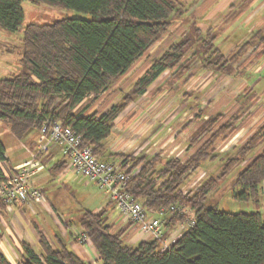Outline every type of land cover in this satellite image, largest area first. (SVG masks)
Here are the masks:
<instances>
[{
  "label": "trees",
  "instance_id": "trees-1",
  "mask_svg": "<svg viewBox=\"0 0 264 264\" xmlns=\"http://www.w3.org/2000/svg\"><path fill=\"white\" fill-rule=\"evenodd\" d=\"M24 1L0 0V27L22 32L20 61L26 68L0 78V120L17 138L33 129L40 131L48 118L63 121L82 135L83 145L92 147L100 158L106 157V140L132 102L144 96L167 70L177 68L178 78L188 72L189 61H182L191 42L195 41L199 49L196 53L202 57L204 69L227 73L248 45L257 39L264 41L263 32L258 31L228 60L214 44L215 35L208 37L197 28L195 36L174 43L156 58L122 101L104 112H88L87 99L98 98L111 89L171 27L182 11L180 2L32 0L81 11L89 17L65 16L54 22L24 25ZM202 116L198 114V118ZM237 117L226 122H220L222 114L209 118L191 145L196 146L204 135L209 138L185 160L160 153L121 156L122 167L131 175L128 190L148 213L164 215V234L165 228L178 224H187L186 230L168 248L163 247V239L133 245L123 238L125 230L112 231L104 213L88 211L81 224L99 256L97 264H264L262 211H225L208 199L220 180L239 168L235 178L238 190L234 188L233 197L255 204L259 201L264 191V124L238 146L235 155L225 159L219 175L210 176L187 192L182 188L210 155H216L213 146L236 129ZM5 153L0 138V161L6 160ZM4 178L0 176V181ZM186 208L195 216L193 224ZM43 244L42 255L26 245L19 264H92L67 248L54 249L45 240ZM0 264L9 263L0 256Z\"/></svg>",
  "mask_w": 264,
  "mask_h": 264
},
{
  "label": "rangeland",
  "instance_id": "rangeland-1",
  "mask_svg": "<svg viewBox=\"0 0 264 264\" xmlns=\"http://www.w3.org/2000/svg\"><path fill=\"white\" fill-rule=\"evenodd\" d=\"M178 1L182 11L180 16L175 17L171 27L124 75L113 83L111 89L98 98L90 96L87 99L85 104H91L88 111L104 112L113 103L122 101L123 95L133 87L135 81L143 75L156 58L174 43L195 36L194 32L197 31V28L208 37L215 35L214 44L228 60L242 48L243 44L252 40L253 35L258 32L255 28L256 32L252 36L250 35L249 39L248 36H245L239 40L238 38L233 41H230V38L227 40L228 37L223 34L225 25L230 22V18L226 21L221 17L216 18L213 23L217 22L211 25L208 24L207 14L203 15L201 9L197 11L192 9L194 6H198L196 3L199 0ZM24 7L26 11L24 25L28 22H54L65 16L89 17L81 11L48 6L32 0H26ZM208 7L209 5L202 6L206 9ZM234 12L238 13L237 10ZM234 12L231 11L233 14ZM16 34L14 35L16 38L13 39L14 48H10V52L0 53V77L17 71L20 65L22 70L26 69L22 62L18 61L22 48L21 35L23 36V34L22 32ZM245 39L248 40L245 41ZM243 41L245 42L243 43ZM195 44V41L191 42L186 48V55L182 62L189 61L190 68L184 76L177 77V68L167 70L151 86L150 90L132 102L125 115L116 121L115 128L105 143L111 146V153L103 158L120 164L122 155L133 156L144 152L151 155L160 153L164 157L177 156L185 160L209 138V135H204L199 138L196 146L191 145L209 118L222 114L220 122H226L238 116L236 129L213 146L212 151L216 155H210L200 168L191 174L182 187L185 192L195 188L210 176L219 175L224 171L225 159L235 155L238 152V146L264 124V90L260 88V84L253 83L257 76L252 73L250 75V68L255 69L259 64L258 56L262 50L253 54L250 64L248 63L249 59L246 60L247 57L244 55L249 50L248 54L251 56L262 43L260 44L257 39V43L254 41L248 45L243 54L234 62L231 71L227 73L219 69L218 71L216 68L204 69L202 57L196 53L199 49ZM16 46L17 48H15ZM262 48H264V44ZM263 55L262 53L260 56ZM263 60L264 58L261 59V61ZM242 62H244L243 65ZM242 77H245L246 82H250V88L240 87L243 86L240 83ZM198 114L203 116L198 118ZM8 130L9 128L0 120V138L7 147L11 148L12 142L8 140L10 136ZM240 139H242L241 142L237 144ZM238 169H232L226 177L220 180L219 185L208 195L209 202L215 203L225 211H255L256 207L253 201H239L232 195L236 188L235 178ZM86 180L88 179L85 178L84 181L86 182ZM56 185L54 184V186ZM70 187L72 191L69 190ZM70 187L61 191L63 196L61 207L66 217L79 224L80 217L84 212L93 209L99 202H103L105 194L103 190L100 191L95 187L93 182L89 184L77 183ZM47 189L49 190V188ZM236 190L238 189L236 188ZM43 193L45 194V191ZM60 201L59 199L55 200V202ZM46 202L49 204L48 199ZM43 204L45 205V203ZM160 215V218L164 220V215Z\"/></svg>",
  "mask_w": 264,
  "mask_h": 264
},
{
  "label": "crops",
  "instance_id": "crops-1",
  "mask_svg": "<svg viewBox=\"0 0 264 264\" xmlns=\"http://www.w3.org/2000/svg\"><path fill=\"white\" fill-rule=\"evenodd\" d=\"M196 5L198 6H194L192 9L195 11L201 9L203 15L207 14L208 24H215L217 21L213 23V20H216V18L221 17V19L225 21L230 18V22L228 21L229 23L225 25L223 34L226 35L225 37H228L227 40H229V38L230 41L236 38L239 40L241 38L243 39L245 36H248L249 39L250 35L252 36L256 32L254 30H262V32L264 30V0H199ZM203 5H209V7L207 9L202 8ZM236 10L238 11L237 14L234 12ZM231 11H233L234 14L231 13ZM17 32L18 31L10 32L0 27V53L10 52L9 49L14 48L13 39L14 37L16 38L14 35ZM251 32L252 34H250ZM248 39H245V41ZM245 41H243V43ZM260 44L261 45L251 56H249L248 50L246 54H244L247 59L244 58L246 60L249 59L248 63L250 64V58L253 54L259 53L260 50H262L258 56L260 58H258L259 64L255 69L250 68V75L252 73L257 76V78L253 80V83L260 84V88L264 90V60L261 61L264 55L260 56L262 53L264 54V48H262L264 41H260ZM15 48H17V46ZM19 60L20 58L18 61ZM243 63L244 62L241 64L243 65ZM21 71L23 70L20 65L17 71H12L9 73L10 75H6L5 77ZM244 78L245 77L241 78L240 83L243 86L240 87L250 88V82H246ZM90 107L91 104H89L88 109ZM124 115L125 113L122 116ZM259 118L261 119V116ZM8 131L10 134L8 140L12 142V146L9 148L4 143L6 146V160L0 161V176L2 177L11 175L18 165L33 157L40 149L41 136L39 130L33 129L23 138H17L10 130ZM242 139H240L237 144H239ZM106 147L105 155L107 156L111 153V146L107 145ZM40 157L42 161L47 164V167L35 175L32 182L34 186L45 191V201L48 199L49 204L45 202L44 205L42 203L30 201L23 205H14L10 208L3 207L0 209V256L9 264L20 263L26 245L31 247L35 253L39 255L44 254L45 249L43 240L47 241L54 249L59 250L64 247L74 251L86 262L92 264L100 263L99 256L93 246L82 245L77 242L78 235L83 233L81 220L88 211L91 213H104L107 224L111 227L112 231L125 230L123 238L130 244L136 245L142 240L151 239L148 234L143 233L138 227L131 225L126 218L121 215L105 191V200L99 202L93 209L85 211L82 217H80L79 224L74 223L73 219L66 217L65 212H63L61 207L63 200L61 191H64L65 188H69L74 184H80L82 182L89 184L91 181L86 180L85 182L84 176L73 170L69 158L64 154L60 145L51 144L49 151L47 153L41 152ZM54 184L57 185L54 186ZM94 185L102 191L96 183H94ZM47 188H49V190ZM69 190L72 191L71 187ZM56 199L61 201L55 202ZM255 207L256 210L262 211L264 215V191L259 201L255 204ZM150 215L157 216L153 213H150ZM186 225L187 224H178L174 228H165L164 239L166 241H175L182 235L183 231L186 230Z\"/></svg>",
  "mask_w": 264,
  "mask_h": 264
},
{
  "label": "built area",
  "instance_id": "built-area-1",
  "mask_svg": "<svg viewBox=\"0 0 264 264\" xmlns=\"http://www.w3.org/2000/svg\"><path fill=\"white\" fill-rule=\"evenodd\" d=\"M40 136L39 152L18 165L11 175L0 181V209L23 205L30 201L42 204L46 202L43 191L34 186L32 181L35 175L47 167L40 153H47L50 145L56 144L62 147L73 170L105 191L131 225L138 227L152 238L163 237V220L150 215L142 203L128 190L131 175L122 167L121 162L117 164L97 156L92 147L83 145L82 135L77 134L60 120L48 118L40 130ZM77 242L92 246L84 232L78 235ZM170 244L171 241L166 242L165 247Z\"/></svg>",
  "mask_w": 264,
  "mask_h": 264
},
{
  "label": "bare ground",
  "instance_id": "bare-ground-1",
  "mask_svg": "<svg viewBox=\"0 0 264 264\" xmlns=\"http://www.w3.org/2000/svg\"><path fill=\"white\" fill-rule=\"evenodd\" d=\"M185 192V191H184ZM186 211H187V213L190 215L189 217V219H191V220H193L194 222H195V216H194V214H193V212L188 208H186ZM162 220V219H161ZM163 222H164V220H163ZM164 225V224H163ZM151 237V236H150ZM151 239H155V238H152L151 237ZM161 239H163L164 240V244H163V247L164 248H168L174 241L173 240H171V244L168 246V247H165V243L166 242H169V241H166L165 239H164V235H163V237L161 238Z\"/></svg>",
  "mask_w": 264,
  "mask_h": 264
}]
</instances>
